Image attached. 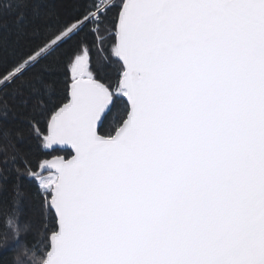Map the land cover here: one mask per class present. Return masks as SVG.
<instances>
[{"label": "snow or ice", "instance_id": "obj_1", "mask_svg": "<svg viewBox=\"0 0 264 264\" xmlns=\"http://www.w3.org/2000/svg\"><path fill=\"white\" fill-rule=\"evenodd\" d=\"M0 264H264V0H0Z\"/></svg>", "mask_w": 264, "mask_h": 264}, {"label": "trees", "instance_id": "obj_2", "mask_svg": "<svg viewBox=\"0 0 264 264\" xmlns=\"http://www.w3.org/2000/svg\"><path fill=\"white\" fill-rule=\"evenodd\" d=\"M94 58H99L100 53L98 52H93L92 53ZM116 71H117V66L115 64L112 65H108L105 67V72L106 75L110 78V79H115L116 78ZM32 148H33V152L34 154H37L39 152V148L38 146L35 144V141L32 142ZM52 156H56V155H65L66 157L69 155L68 152L64 151L63 149H58L57 151L51 153Z\"/></svg>", "mask_w": 264, "mask_h": 264}, {"label": "water", "instance_id": "obj_3", "mask_svg": "<svg viewBox=\"0 0 264 264\" xmlns=\"http://www.w3.org/2000/svg\"><path fill=\"white\" fill-rule=\"evenodd\" d=\"M56 148H58V149H64V148H70V146H63V145H61V146H55ZM56 156H64L65 158H67L65 155H56Z\"/></svg>", "mask_w": 264, "mask_h": 264}]
</instances>
